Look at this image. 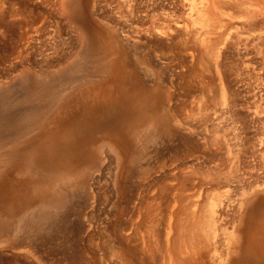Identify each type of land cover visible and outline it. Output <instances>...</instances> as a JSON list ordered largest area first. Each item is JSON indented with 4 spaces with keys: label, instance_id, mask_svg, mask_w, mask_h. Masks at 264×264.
<instances>
[{
    "label": "rangeland",
    "instance_id": "374dc122",
    "mask_svg": "<svg viewBox=\"0 0 264 264\" xmlns=\"http://www.w3.org/2000/svg\"><path fill=\"white\" fill-rule=\"evenodd\" d=\"M61 1L0 0V264H159L160 255L159 257L157 255L156 259L151 258L152 256L149 251L150 249L155 250V247H150V245L153 246L151 243L149 245L146 244L149 242L147 241L149 240L147 234L149 233L148 228H150V216L147 215V218L143 214L152 200V194L157 191V188L159 190L161 185L169 182L166 175L167 172L165 174V171H169L175 163H182L183 166L179 164V167L180 169L183 167V169L182 171L179 170L178 175L184 179H188L184 183L186 184V188H184L185 185L175 186L174 180L172 187L181 188L176 190L174 188L173 193L176 192L178 194L179 192L182 197L180 198L181 201L176 202L183 203L185 200V203L189 204L193 202L191 200H195V195H197L198 198L200 196L201 200L200 198L197 200V198L195 201L203 203L211 199V194L213 195L219 191L222 193L230 187L225 182V184L219 182L217 180L219 176H226L227 172L229 175L235 168V172L238 169L236 173L244 172L242 171L243 165L241 163V166L237 164L238 168L236 165H232L233 162L236 164L234 161L235 154L242 153L241 160L248 159L255 163L260 162L257 157L251 159V157L243 156V153H245V149L249 148L248 145L250 143H256L257 138L264 133V124L249 118L250 116L247 111L253 100L251 95L253 96L254 92L258 94L257 92H259V87L261 86L260 83L264 81V71H262L264 68H261L264 67V23H262V27L250 25L244 29L245 31L239 30L241 27L237 26L238 22L236 18L242 8H238L234 2L240 1L244 4L245 1L249 2V0H234V2L226 0L222 7H219L220 11L218 6L215 7L219 21L216 22L217 20L215 21L214 19L212 23L210 22L211 25H208L209 28L208 26L207 28H211L209 31H213L211 34L215 33L213 35L215 37L218 35L216 33H221H219L221 35L219 40L222 39L221 43L218 40V44L216 41L214 42L217 46H223V53L225 52L220 55L223 64L221 63L222 65L215 69L211 66L209 68L205 67L203 70L202 64L198 61L199 58L196 57L202 44L197 39H193V36L186 34V32H182L183 35L181 37H175L173 40H161L153 43L151 41L145 43L140 41L135 46L131 45L130 47V44L124 45V41L123 44L120 43L122 45L121 50L123 49L122 51L125 55L123 57V54H120V57L117 56L115 59L120 63V66H123L121 71L124 70V82L132 90L131 92L133 93V89H137L139 85L156 88L157 98L154 99L153 105H151L152 100L148 101L151 103L148 104L155 106V110L161 116L159 117L160 120L163 121L165 119L163 122H166V115L164 113L167 106H176V109L181 113V118L185 121H182L185 125L182 124L181 128L177 129L176 134H160L155 140L156 142L146 143V149L143 148L142 150H145V152H141L142 154L140 153L139 157H137L138 153L136 155L134 151V160H132V157L129 160V153L126 154L118 166L115 163L116 158L113 155L114 153L110 152L111 161L107 162L110 166L107 163L106 166L104 164L106 168L103 166L98 172L95 171L99 174L95 173L96 175L91 178L95 167L89 168L88 165L70 158H74L80 152V145L82 147L87 146L92 138L89 137V134L75 135L73 132L74 124L78 119L90 120L92 118L94 121L99 120L102 113L101 111L94 110V108L97 106L98 100L102 99L101 101L104 103L109 102L113 98L115 85L105 87L101 92L102 95L95 93L89 96L81 95L79 91L75 90L72 95L61 98L60 101L54 92V95L51 92L49 93L50 95L48 94L45 97L46 95H38L37 91L36 94L35 89L31 90L33 87L32 83H36L38 75L41 77L43 73H47L48 75L53 74L51 77H55L54 81L60 82V87L67 78H78L81 71L84 73V63L81 57L86 61V54L79 55L73 51L74 47L79 43V29L64 12L65 9ZM81 1L82 3L85 2ZM167 1L169 4L166 5L165 3V10L163 9L162 11L172 16V19L169 16L171 22L172 20L174 21V18H177L176 20L180 24L184 22L188 23L190 21L188 17L196 15V13H193L195 9L191 8V2L196 3L193 4L198 6L205 2L209 3V0ZM111 2L112 0H109L108 6H110ZM86 3L85 6L87 8L83 7L86 8L87 13H93L94 16L91 14L93 20L100 21L98 20V17L101 15L99 13L104 11L108 0H98L94 6H92V0L86 1ZM106 9L110 10L109 7H106ZM220 13L223 14V17ZM229 20H231L232 24L228 23ZM145 23L149 24V21H138L137 25L143 27L146 25ZM213 23L218 24L214 25ZM201 25L196 23L189 28H193L194 31L197 28L196 33L204 29L208 30L204 25L202 27ZM235 26L239 28H237L236 32L240 31L243 35H246L247 32H260L261 38L259 37L260 39L258 38L259 40L254 41L253 44H246L245 47L242 43L233 42L236 39L232 38L231 40L227 39V37L229 38L230 35L235 33L233 32L236 30ZM227 32H229V36L225 37L228 34ZM245 32L246 34H244ZM223 37H225V44L223 43ZM25 39L26 41H24ZM229 43L233 45L231 46ZM47 51L48 53L53 52L49 59L47 57L50 61L48 63L46 60H43V56H45V52L47 53ZM202 51H204V47L201 48ZM161 53H164L163 55L167 57L165 58ZM189 53H193L194 56H191ZM207 58V56H203L202 59L208 61L209 59ZM58 59H61V62H58ZM245 62L249 63L250 68L254 65L255 68H251V70L256 71L260 68L258 71L260 74L263 72L260 76L262 80L257 77L259 76L257 74L258 71L256 73L250 71L249 67L245 68ZM42 64L43 66H41ZM59 65L64 66L61 67L62 69L60 68L61 70L58 69L57 71L56 68ZM60 71H65V73H61ZM198 72L201 73V76ZM55 74L56 76L58 75L57 79ZM62 74H65V76ZM59 77L64 79L62 80L63 82L61 81L62 78L59 79ZM109 77L112 78L111 75ZM257 78L261 81L259 82ZM52 95L55 98L57 97V100ZM50 96H52V99L57 104ZM224 97L227 99V102L229 99L234 102L231 101L230 105L229 103L226 105L223 100ZM49 102H54L56 106L50 109ZM99 104L101 103L99 102ZM27 107L28 109H26ZM227 108L228 111H226ZM24 109L27 110L28 118L33 115L34 121L31 117L33 121L32 127L34 128L38 124L40 127L38 125L30 132L23 133V137H21L18 135V131L20 130L21 132V125H23L21 120L23 116H26L24 115L25 111L23 112ZM134 113L133 110L130 115ZM47 114L48 116H45ZM36 115L38 118H36ZM39 116L46 118H40V120ZM141 116L140 120H137L139 123H142L146 119L144 118V113ZM245 119L246 125L244 127L241 125L242 120ZM137 121L134 123L139 124ZM188 124H190L191 132L187 129ZM95 138L96 142L100 141L98 137L95 136ZM236 140L238 144H234V142L237 143ZM135 144L139 145L138 143ZM26 146L29 148L31 146L33 149L34 159L35 156L36 158L37 156L40 157L41 155L39 156L38 153H41L40 150H43L42 152L45 151V153L53 152V157H55L53 159L51 154L50 162H53V160L57 162L58 159L62 162L51 164L48 161L51 165L46 163L47 166L40 170L39 165L37 168V164H32V160L27 158L26 153L28 150H25ZM244 146H246L245 149ZM235 150L239 151L236 152ZM67 159L68 161H75L78 165L76 166L70 161L69 163L66 161ZM128 161L134 163L132 164ZM64 164H66L65 167ZM29 165L32 166L33 170ZM40 166L42 167V165ZM67 167L73 169V178L77 175L76 177L78 178L76 179L75 177L73 181L76 184L70 188V184L65 181L61 184L59 180V185L54 187L53 185H55L58 173ZM240 167H242L241 170ZM75 169L81 170L79 173H75ZM97 175L98 177H96ZM91 179L92 181H90ZM170 181L173 182L172 180ZM220 181L223 180L220 179ZM45 185H48L49 189L51 186L58 190L61 189L63 195L67 194V197L64 196L66 198H64L61 206L57 208L47 207V205H50L48 201L52 199V196L49 192L50 197L47 196L48 193H43L47 190H45ZM156 185H159V187ZM42 188H44L43 192L41 191L43 190ZM51 189L53 191V188ZM237 189H240V187L238 186ZM37 191L43 194L41 196L38 195L41 197L42 200H40L43 201L44 205L40 202L36 194ZM198 191L199 193L197 194ZM187 192L196 193L190 196ZM183 194L186 195L183 196ZM212 195L211 197L214 196ZM44 206L45 209L43 208ZM191 206L194 208L193 205ZM40 207L42 209L38 210ZM195 207L197 208V206ZM36 210L39 213L46 210L48 218L38 220L36 217L38 211L36 213ZM186 211L189 212L190 210ZM142 212L144 213L141 214ZM18 221H20V226L17 227ZM36 221L40 222L36 223ZM127 232L128 235L131 232L132 234L126 238ZM144 237L146 240H144ZM145 241L146 243H144ZM161 254H165L164 248L161 249Z\"/></svg>",
    "mask_w": 264,
    "mask_h": 264
},
{
    "label": "bare ground",
    "instance_id": "6f19581e",
    "mask_svg": "<svg viewBox=\"0 0 264 264\" xmlns=\"http://www.w3.org/2000/svg\"><path fill=\"white\" fill-rule=\"evenodd\" d=\"M83 1H85V2L82 3L81 0L80 1L79 0H62L61 4H62V6H64L63 7L65 9L64 12L77 25V27L79 29V35L77 34L79 36L78 37L79 43H77V46L74 47L73 51H75V53H77L79 55L86 54V58H85L86 61H84V58L80 56L83 59V63H84L83 64L84 70L81 67V69L84 71V73L81 71V74L82 73L83 74L82 75L80 74V76L78 78L76 77L73 79H71V78L66 79V77H65L66 80H64L62 77H61L62 79L59 77V79H61V81L62 80L65 81V82L62 81L63 84L61 85V87L59 85L60 82H56L57 80L54 81V78H55L54 76H53L54 78L51 77L53 74L48 75L47 73H43V75L41 74V77L38 75V79L36 80L37 82L35 81L36 83H32L33 87L31 85L30 86L32 88L30 86L29 87L31 88V90L35 89V92L37 91L38 95L40 94V96L46 95L45 97H47V95L49 93L54 92L57 95L58 100L60 101L61 98H65V97H68L69 95H72V93L75 90L79 91L81 93V95L84 94V95L89 96L92 93L102 95L101 92L105 87L113 86V84L115 85L116 88H115V94H114L113 98L111 100H109V102H104V103L101 101L102 99L98 100V104L94 108V110L99 111V112L101 111V113H102L101 118L99 120L94 121L92 118L90 120L78 119L77 122H75V124H74L73 132L75 133V135L76 134H83V135L89 134V137H92V138L90 140V143L87 144V146L82 147L80 145V149H81L80 152H78L74 156V158L73 157H70V158L72 160L77 161V162L84 163V164L88 165L89 168L95 167L93 170L94 173L91 172L92 173L91 178H92V177H94V175H96L95 173H97L98 170L102 169L104 164L106 166V163L111 161V158H110L111 153L110 152L114 153L113 155H115V158H116L115 163H117V166L120 164L119 162H121L123 160V157H125V155L128 153H129V160L131 157H132V160H134L135 157H133V153L135 154V152H136V155L138 153L137 157H139L141 152H145V150L144 151H142V150H143V148L146 149V146H145L146 143H151V142L155 141L159 137L160 134H168V135L176 134L177 129L179 127L181 128L183 122H185L181 118V115H180L181 113H179L180 111L176 109V106L174 107V106H170V105L167 106V108H165L166 110H165L164 114L166 115L165 116L166 122H163L165 119H163V121L160 120L159 117H161V116L158 115V111L155 110L156 109L155 106H151L154 104L153 103V101H155L154 99L157 98V89L156 88H152V87L149 88V87L144 86V85L143 86L139 85V87L137 89H133V93L131 92L132 90H130L129 87L127 86V84L124 82V76H123L124 70L121 71V68L123 66H120V63L117 61V59H115L117 56L120 57V54H123V57L125 55L124 52L122 51L123 49L121 50L122 45H120V43L123 44V41H124L125 42L124 45L127 46L130 44L129 45V47H130L131 45L135 46V44L139 43L140 41H143L144 43L147 41H151L153 43V42H158L161 40H163V41L168 40V39L173 40L175 37H179V36L181 37L183 35L182 32H186V34L193 36V39L195 38L199 42H201V44H202L201 46L204 47V51L201 52V48H202L201 47L199 53L196 56L199 58L198 61L200 62V64H202L203 70L205 67L209 68L211 66L214 69L218 68L220 65L223 64L222 58L220 55H222L224 49H223V46H219V45L217 46V44H218L217 40L221 43L222 39L219 40V38H221L220 37L221 35H219L220 32L216 33L218 35L215 37V36H213V35H215V33L212 35L211 33L213 31L210 32L209 30H211V28L210 29H208V28L211 25L210 22L212 23V21H214V19H215V21L217 20L216 22L219 21L217 18V13L215 12L216 11L215 7L218 6V9L220 11L219 7H222V5L224 4V2H226V0H209V3L205 2V3L200 4V6L194 5L196 3L191 2V8L193 7L195 9L193 11V13L194 14L196 13L195 16L193 15V17H192V15H191L190 18L188 17V19H190L189 22L191 24L188 21H187L188 23L184 22L183 24H180V22H177V20H176L177 18L176 19L174 18V21L172 20V22H171L170 20L172 19V16H170V14L168 15L165 11H162L165 7L164 6L165 3H166V5L169 4V3H167L168 2L167 0H166V2H165V0H112V2L113 1H115V2H114V4H112V2H111L110 6H108L109 5V0H108V4H106V3L105 4L107 5L106 7L110 8V10H107L106 7L104 8L105 4L103 5L104 11L100 12L99 15L100 14L101 15L98 17L99 18L98 20H100V21H94L92 16H91V14L93 16H94V14L93 13H89V14L87 13V10H86L87 7L85 6V4H87L86 1H89V0H83ZM97 1L98 0H92V6H94L97 3ZM169 1L173 2L172 0H169ZM232 1L234 2V0H232ZM241 1H243V0H241ZM79 2H81V3H79ZM227 2L230 3L231 1H227ZM233 2H231V3H233ZM246 2L247 1L244 2V4H246V5L242 4V2H240V1L234 2V4H236V6L238 8H242L241 11H239V13H238L239 15H237V18H236L237 22L239 24V25L237 24V26L241 27V29H239L238 27L235 26L236 30L233 31V32H235V33H233V35L229 36V32L231 30L229 32H227L228 34L225 35V37L229 36V38L227 37V39H231V40H232V38L236 39V40H233V42L236 41L237 43H242L244 45V47L248 43L253 44L254 41H256V40L258 41L261 38L260 37L261 33L260 32L248 33L246 31L247 34L245 32L244 34H246V35H243L240 31L241 30L245 31L244 29L249 27L250 25L262 27V23H264V0H249V2H247V3ZM174 4H175V2H174ZM170 5H171V3H170ZM172 5H173V3H172ZM83 6H85L86 8ZM218 9H217V11H218ZM235 9H237V8H235ZM191 11H192V9H191ZM93 12H94V10H93ZM222 12H223V10H222ZM220 14H222V13H220ZM169 16L171 19L169 18ZM220 16H219V18H220ZM222 17H223V14H222ZM221 19H223V18H221ZM142 20L143 21L144 20L149 21V24L145 23L146 24L145 26L139 27L137 25V23H138V21H142ZM196 23L202 24L201 27L204 25L205 28H207V26L209 24L210 25L207 28L208 30H205V29L202 30L201 29L202 31H198L196 33L195 31L197 30V28H195V31L193 30V28H189L190 26H194V24H196ZM228 23H231V20H229ZM215 24H218V23H215ZM237 28L240 30L239 32H236ZM188 35H186V36L188 37ZM25 37H26V35H25ZM225 37H223L224 38L223 43H224ZM24 41H26V39ZM46 41H47V39H46ZM210 41H212V42H210ZM214 41H216L217 44H215ZM195 42H197V41L195 40ZM49 45H51V44H49ZM49 45H48V47H50ZM48 47H47V49H48ZM72 49H73V46H72ZM42 51H43V49H42ZM238 52H239V50H238ZM193 53H189V54L191 56H194ZM52 54H53L52 51L49 53H48V51H47V53L45 52V56H43L44 57L43 60H46L47 63L50 62L48 59L50 58V56ZM153 54H154V52H153ZM157 56H158V54H157ZM203 56H207L208 57L207 59H209V60L207 61V60L202 59ZM47 57H48V59H47ZM58 60H59L58 62H61V59H58ZM123 60H124V58H123ZM43 62H45V61H43ZM248 64H249L248 62L244 63L245 68L249 67ZM41 66H43V64ZM62 66H64V65H59L58 68H56L57 71H58V69L61 70ZM197 66H198V64H197ZM252 66L253 67H251V68L254 69L255 68L254 65H252ZM77 67H78V65H77ZM144 68H145V66H144ZM251 68H250V71H254L253 69L251 70ZM261 68H264V67H261ZM197 69H198V67H197ZM259 69L260 68H258L254 72L257 73V71ZM246 70H248V69H246ZM65 71L64 72L62 71V72L65 73ZM207 71H209V70H207ZM262 71H264V70H262ZM39 72H40V70H39ZM78 72H79V70H78ZM254 72H253V74H254ZM49 74H50V72H49ZM56 74H58V73H56ZM56 74H55V76H56ZM199 74L201 76V73H199ZM257 74H259V76H257L256 74L255 75L259 79H261L260 76L263 74V72H262V74H260L258 71ZM62 75L65 76V74H62ZM110 75L112 78L109 77ZM180 76H183V75H180ZM57 78H58V75L56 76V79ZM59 79H58V81H60ZM261 80H259V82ZM260 84H261V86L259 87L260 90L258 89L259 90V92H257L258 94H255L256 92H254L253 96L251 95V97L253 99L252 100L253 105H252V103H251V105L249 104L250 106H249V109L247 111H248V114L250 116L249 118H251L253 120L255 119L259 123L261 122V124H264V81L261 82ZM58 86L60 87V89ZM37 92H36V94H37ZM54 93H53V95H54ZM105 95H108V94H105ZM105 95H103V96H105ZM52 96H50L51 99H52ZM53 97L55 98V96H53ZM57 97L55 98L56 100H57ZM52 100L55 101L54 99H52ZM151 100H152V104L150 102H148ZM223 100H224V103L226 105H228V103L230 105L231 101H233V100L229 99L227 102V99L225 97L223 98ZM50 102H51V100H50ZM99 102L101 104H99ZM148 103H150L151 105H149ZM56 104H57V102H56ZM56 104L54 102L50 103V106H51L50 109L54 108L56 106ZM26 109H28V107ZM26 109L23 110V112L25 111L24 115H26V116H23V119L21 120V123L23 124V125H21V128H22L21 132H20V130L18 131V135H20L21 137H23V133L30 132L32 129L36 128L39 125L38 124L36 127L34 126V128L32 127V125H33L32 123L34 121V118L32 117L33 116L32 115L31 116L33 119V121H32L31 117H29V118L27 117L28 113L26 112L27 111ZM50 109H49V111H50ZM94 110H92V111H94ZM133 110L135 113L130 115L131 111H133ZM226 111H228V108ZM143 113L145 116L144 118H146V119L143 121L145 123L142 122L143 123L142 124V123H139L138 121L140 120V116L143 115ZM37 115H36V118H38ZM45 116H48V114ZM40 118L45 119L46 117H40L39 116V119ZM15 119H17V118H15ZM135 121H137L139 124H135L134 123ZM159 121H160V123H159ZM14 122H15V120H14ZM42 123H44V121H42ZM245 123H246V119L242 120L241 126L245 127V125H246ZM183 125H185V124H183ZM39 127H40V125H39ZM190 128H191L190 124H188L187 129H189V131L191 132ZM18 135H17V137H18ZM236 135H237V133H236ZM261 135L255 141L256 143H254V144L250 143L248 145L249 148L245 149L246 146H244L245 153H243V156L245 155L246 157H251V159L257 157V159L260 162L255 163L251 160L249 161L248 159L241 160L240 158L242 156V153L238 152L239 154H235L234 155L235 156L234 161L236 162V164L232 161L233 162L232 165H234V166L236 165V167H237L241 163L243 165L242 171H244V172L236 173L238 171V169L235 172V170H236V168H235V170L230 172L229 175L227 172L226 176H222L223 178L221 176H219L217 180L219 182H222V183H224V182L227 183V185L230 187H228L222 193H220L219 190H218L219 191L218 193L216 191H214V192H216L213 194L214 196L211 194L213 197H211V195H210L211 199H208L207 201H205L203 203L200 201L199 202L195 201L198 198L197 195H195L196 192L195 193L193 192V194L196 196V198H194L195 200L189 199L193 202H190L189 204L188 203L186 204L185 200L183 203L176 202V201H181L180 198H182V197H181V194H179V192H178L179 190L177 191L179 194L178 195V194H176V192L173 193V189L175 188L174 190H176L178 188H181V187H178V188L175 187L176 185L177 186H179V185L184 186L185 185L184 188H186V184H184V183L188 179V178L184 179L178 175V172H180L179 170L182 171V169H183V167H182V169H180V167H179V164L182 165V163H180V162L178 164L175 163L172 166V168H170V170L168 169L169 171H165V174L167 172L166 175L168 177L169 182L165 183L162 181L165 184L161 185L159 190L157 188V191L154 193L151 190L153 193V194L151 193L152 196L150 195L152 197V200L149 202L148 207L146 208L147 210L145 211V213L144 212L141 213V214L144 213L143 216H147V215L150 216L149 217L150 228H148L149 233L147 234V237L149 239L147 241H149V242L146 243V241H145L144 243H146L147 245H149L151 243L153 246L150 245V247H155V250H151V249L149 250L151 253L150 255L152 256L151 258L156 259L157 258L156 256L158 255V257H159V255H160L161 259L159 258L160 259L159 264H264V133L262 136ZM95 136L100 139L99 142H96V140H94V139H96ZM135 143H138L139 145H137ZM242 143H244V142H242ZM234 144H238V141H237V143L234 142ZM29 145H30V143H29ZM239 146H240V144H239ZM25 148H26L25 150H28L26 153L27 158H29V160H32V164H35V165L37 164L36 167L39 165L38 167L40 170L43 167L47 166L46 163H48V161L50 162L51 157H53V155H54V154H52L53 152L50 153V152L46 151L47 153H45V151L42 152L43 150H40V152L43 154L38 153V155L39 156L41 155V156L40 157L37 156V158L35 156V159H34L33 149L31 148V146H30V148L28 146H26ZM236 149H238V148H236ZM244 149H242V150H244ZM9 150H11V149H9ZM235 151L237 152L239 150H235ZM4 152L6 153V151H4ZM236 152H234V153H236ZM11 153H12V151H11ZM143 154H145V153H143ZM50 155H51V157H50ZM97 155L99 158L98 160H97ZM11 157H12V155H11ZM13 157H16V156H13ZM54 157H53V159H54ZM12 159H14V158H12ZM28 161H26V162H28ZM66 161H68V159ZM57 162L60 163L62 161H60L58 159ZM57 162H55L53 160V162H50V163L56 164ZM70 162H72V164H74L76 166L78 165L76 162L75 163L73 161H70ZM50 163H48V164H50ZM16 164H19V163H16ZM72 164H69V165H72ZM241 164H240V166H241ZM258 164H260V165L257 166ZM7 165H9V164H7ZM40 165H42V167ZM65 165L66 164H64V167H65ZM108 165L110 166V164H108ZM76 166H74V167L76 168ZM30 167L32 168V166H30ZM46 168H44V169H46ZM241 168L242 167H240V170H241ZM32 170H33V168H32ZM72 170L73 169L71 167L70 168L67 167L66 169H64L62 171L60 170V173H58L59 174L58 177L55 179V185H53V184L52 185L55 187V186H58L60 182L62 184L65 181L68 184H70L69 186L71 188L74 184H76L73 181L75 180L74 178L77 176L75 174L76 176L73 178L74 175L72 173L73 172ZM80 170L81 169H78V170L75 169V173H79ZM45 171H48V170H45ZM95 171H97V172H95ZM37 174H39V173H37ZM43 174H44V171H43ZM97 174H99V173H97ZM182 175L184 176V174H182ZM96 177H98V175ZM179 177H181V178L179 179ZM77 178L78 177H76V179ZM169 179L172 180L173 182H171ZM220 179L223 181H220ZM59 180H60V182H59ZM174 180H175V186L172 187ZM217 180H216V183H217ZM90 181H92V179ZM93 181L95 182V180H93ZM213 181L215 182V180H213ZM110 182H112V181H110ZM188 183H189V180H188ZM53 186H51V188H53V191L51 188L50 189L48 188V185L46 186L47 188L45 187V190L47 189L46 192L44 191V188H42L43 190H41V191L42 192L44 191L43 193H45V194L49 192L52 196V199L51 200L49 199V201H48V203L50 202L49 203L50 205H47V207L50 206V207L57 208V207L62 205L64 198L67 197L66 196L67 194L63 195L61 193V191H62L61 189L58 190V189L54 188ZM156 186L159 187V185H156ZM238 186L240 187V189H237ZM42 187H43V184H42ZM38 188H39V186H38ZM51 191H52V193H51ZM199 191L197 192V194L199 193ZM49 193L47 196L50 195ZM187 193H189V192H187ZM36 194L37 195L39 194L40 196L43 195L40 192L38 193V191ZM189 194H190V196L193 195L191 192ZM39 195H38V197L40 200L41 197ZM184 195H186V194H183V196ZM204 195H206V194H204ZM47 196L45 195L46 198H48ZM64 196H66V197H64ZM190 196H188V197H190ZM151 197H150V199H151ZM43 198H44V196H43ZM46 198L44 199V202H45ZM199 198H200V196H199ZM199 198L197 200H199ZM192 199H193V197H192ZM41 200H40V202L43 203V201H41ZM200 200H201V198H200ZM107 202H108V200H107ZM42 203L40 204L41 207H42ZM178 203H180V204H178ZM43 205H44V203H43ZM191 205H193L194 208H192ZM195 206H197V208ZM41 207L38 210H41L42 209ZM187 207H188V209H187ZM43 208L45 209V206ZM38 210H36V213ZM186 210H190V211L188 212ZM30 214H32V213H30ZM37 214H36L37 215L36 217L38 218V220L39 219L45 220L48 218L47 217L48 213L46 212V210L45 211L43 210L40 213L38 211ZM182 214H183V216H182ZM31 216H29V217H31ZM148 216H147V218H148ZM35 220H36V218H35ZM35 220H34V222H35ZM34 222H33V224H34ZM38 222H40V221H38ZM38 222L36 221V223H38ZM19 223H20V221H18L17 227L20 226ZM131 234H132V232H131ZM131 234L128 235V232H127V235L125 237L126 238L129 237V236H131ZM144 240H146L145 237H144ZM142 241H143V239H142ZM162 248L165 249V254H161ZM155 252H157V253H155ZM137 256H139V255H137Z\"/></svg>",
    "mask_w": 264,
    "mask_h": 264
}]
</instances>
